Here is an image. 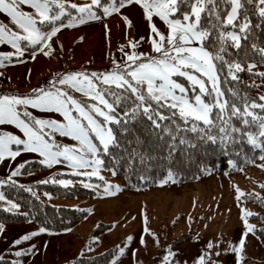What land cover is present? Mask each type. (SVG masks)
Segmentation results:
<instances>
[{
    "label": "rangeland",
    "instance_id": "rangeland-1",
    "mask_svg": "<svg viewBox=\"0 0 264 264\" xmlns=\"http://www.w3.org/2000/svg\"><path fill=\"white\" fill-rule=\"evenodd\" d=\"M63 2L67 11L60 16L57 23L63 22L65 27L52 37L51 48L45 46L41 51L35 46L27 45L22 56L1 57L8 64L0 63V95L29 93L37 86L47 88L48 82L58 73H103L112 69L113 59L118 62L126 60L124 53L136 51L155 55L150 39L154 35L150 23L162 33L167 34L168 31L167 25L159 16L153 14L150 22L143 7L135 3V0L108 15L104 14L103 8L100 12L97 5H93L92 11L100 17L99 19H86L84 23L68 26L72 17L80 15L76 9L71 11V5L90 4L91 0ZM20 7L24 11H31L27 5ZM57 11L54 6L53 14ZM0 24L15 27L3 12H0ZM129 42H136V48L130 47ZM14 51L11 45L0 44V53ZM44 52L49 54L45 55ZM248 65L253 67L249 69ZM248 65L245 69L258 75L253 78L252 83L260 87L261 96H264V75H261L264 73V67L253 63ZM177 80L185 85L186 97L194 101L195 95L200 94L199 86H193L184 77ZM206 86L211 88V84ZM74 95L81 98L80 93ZM205 95L207 93L203 94V99ZM261 104H264V100ZM29 110L41 119H62L55 112ZM218 111L214 108L209 114L213 120L217 118ZM0 131L22 136L19 129L10 124L0 125ZM54 139L60 144L75 143L59 134H56ZM257 143L261 141L257 139ZM261 156L264 154L260 155L253 165H248L240 171H212L202 179L183 182L167 174L153 186L134 190H125L121 179L116 174L113 175V170L103 168V165L97 169L99 175L83 176L79 173L91 172L93 169L88 167L73 170L66 163L47 166L41 164V158L32 152H21L15 159L6 158L0 161V181H4L0 183V193L3 195V187L10 185L28 188L36 184H54L67 188L76 183L93 194L66 198L43 193L46 202L51 206L86 212L84 219L66 228L68 231L49 230L14 245L13 240L25 233L34 232L41 226L31 220L22 224L0 221V224L4 225V230L0 232V264H11L16 260L22 264H75L80 258H94L110 250L115 253L106 264H161L169 250L175 253V256L170 258L173 262L195 264L197 256L206 250L209 241L213 245L220 241L219 247L213 249L219 251L220 255L213 256V259L224 264H235V254L226 253L224 249L228 248L230 243H238L245 230L242 210L253 213L246 219L254 227L253 232H249L245 237L240 264H244L246 259L264 263V248L254 234V217L258 210L251 200L260 196L261 187L264 185V159H261ZM33 162L39 163L42 168L23 171L26 165ZM17 164H24V167L18 170L17 175H12ZM228 168L235 169V164L229 162ZM61 180L71 183L61 184ZM86 184L91 187H86ZM106 185L110 187L112 194L105 193ZM237 188L243 194L239 199ZM9 201L11 200L4 196V199L0 200V210L12 214L24 213L20 206L12 208ZM12 203L17 204L14 201ZM145 227L149 229L148 232L144 231ZM187 235H190L189 240L175 243ZM129 236L132 237L131 240L127 239ZM93 237L96 239L93 240ZM141 237L145 241L144 244L140 242ZM31 245H35L31 253L26 252L20 257L14 254L21 249L26 251ZM121 247L125 249L123 254L119 251Z\"/></svg>",
    "mask_w": 264,
    "mask_h": 264
},
{
    "label": "snow or ice",
    "instance_id": "snow-or-ice-1",
    "mask_svg": "<svg viewBox=\"0 0 264 264\" xmlns=\"http://www.w3.org/2000/svg\"><path fill=\"white\" fill-rule=\"evenodd\" d=\"M100 2L101 0H91L90 4H72L71 7L76 9L80 15L72 17L68 26L84 23L86 19H99L100 17L92 11V6ZM209 2L215 7L214 0H209ZM228 2L231 7L225 16H221L219 12L210 13L214 16L215 23L209 20L207 23L211 27H208L201 19V13L205 10V0H179V2L178 0H135V3L143 7L150 22L155 14L167 25L168 31L165 34L150 23L154 34L150 39L155 55L136 51L124 53L126 60L118 62L113 59L112 69L103 73L95 71L90 74L85 71L58 73L48 82L47 88L37 86L29 93L0 95V125H14L22 133L20 136L0 131V161L6 158L15 159L21 152H32L38 154L41 164L51 166L66 163L73 170L90 167L93 171L79 174L99 175L97 169L104 163L101 158L102 154L109 153L111 147L116 144V126L119 125L123 131H127L128 120H135L136 114L140 112L152 120L154 126L159 127L158 121L153 118V113L160 120L165 119L163 113L159 111L163 107L177 110L179 116L186 122L189 118L202 121L209 127V130L214 123L209 114L214 108L218 109L217 119L221 124L219 136L208 135L209 140L215 142L219 138L222 144H228L235 142L238 138L236 134H239V138L246 136L254 147L264 152V142L257 143L255 134L232 125L230 119L221 118L227 108L231 109V116L241 114V108L236 103L229 104L228 100L222 99L224 92L220 87V74L226 69V77L238 80L236 74L242 71V65L226 59L228 41L230 40L232 46L238 48L243 33L251 24L245 15L244 22L238 26L239 31L228 30L225 26L237 27L234 21L238 18V9L242 8L241 0H228ZM131 3L133 0H119V7L116 3H112L104 7L103 12L108 15L112 11H119V8L124 7L125 4ZM179 4H186L189 10L178 13ZM259 4L264 5V0H259ZM21 5H27L31 11H24ZM54 6L58 9L55 14H53ZM66 11L63 0H0V12L7 14L15 26L8 27L0 24V44L7 43L15 50L0 53V57L22 56L27 45L35 46L41 51L45 46L51 48L52 37L65 27L63 22L57 23V21ZM258 11L259 15L264 17V6L259 7ZM124 19L127 21V17ZM212 30H215L216 39L211 46H208L206 42ZM129 44L132 48L137 46L136 42H129ZM121 52H123V46H121ZM44 54L49 53L44 52ZM32 58H35L34 53ZM252 67L253 65H248L249 69ZM177 76L186 78L193 86H199L200 94L195 95L194 101L186 97L187 89L184 84L174 78ZM207 84H211L210 89L206 86ZM74 93H80L81 98ZM205 93L209 96L214 94L211 102H206L202 98ZM260 99L264 100V96ZM129 101L131 102L130 107L128 106ZM118 107L121 108L119 113L116 111ZM249 107L245 102L243 107L245 118L241 119V124L244 126H249L257 119L248 110ZM251 107H257L254 100ZM258 107L264 109V104ZM29 109L55 112L62 119H41L34 116ZM249 116L252 117V121L246 118ZM259 128V136L264 141V120L259 122ZM195 130L196 127L193 126V131ZM200 130L204 131L203 128ZM56 134L70 138L75 143L60 144L54 139ZM261 159H264V156H261ZM23 167L24 164H17L12 175H17L18 170ZM115 174L113 171V175ZM59 183L69 184L71 181L61 180ZM85 186L91 187L90 184ZM236 191L239 199L243 194L239 188ZM105 193L112 194L107 185ZM3 199L4 195L0 193V200ZM8 203L12 208L19 207L12 201ZM242 213L245 217V230L238 243H230L229 247L224 249L226 253L235 254V264H240L245 237L249 232H253L254 227L246 219L253 213L247 210H242ZM3 230L4 225L0 224V232ZM48 231L47 227L41 226L36 231L25 233L13 240L12 243L18 245L21 241H27L38 233ZM144 231L148 232L149 229L145 227ZM92 239L95 240L96 237ZM127 239L131 240L132 237L129 236ZM140 242L145 243L143 237ZM157 243H159L158 240ZM219 244L220 241H217L216 245L209 241L206 250L201 251L197 256L195 264H224L222 261L213 259V256L220 255L219 251H213L214 248L219 247ZM34 249L35 245H31L26 251L21 249L14 254L20 257L26 252L31 253ZM119 251L123 254L125 249L121 247ZM174 256L175 253L169 250L164 255L161 264H180L179 261L173 262L170 259ZM11 264H22V262L16 260Z\"/></svg>",
    "mask_w": 264,
    "mask_h": 264
},
{
    "label": "trees",
    "instance_id": "trees-1",
    "mask_svg": "<svg viewBox=\"0 0 264 264\" xmlns=\"http://www.w3.org/2000/svg\"><path fill=\"white\" fill-rule=\"evenodd\" d=\"M112 3L119 6V0H101L97 7L102 12V8ZM214 3L215 7L209 0H205V10L201 13L202 22L208 27H211L207 23L209 20L215 23L214 16L210 15L211 12H219L221 16H225L230 10L228 0H214ZM241 4L242 8L238 9V18L234 21L237 27H225L228 30L239 31L238 26L244 22L245 15L251 21L249 28L243 33L238 48L232 46L230 40L228 41L226 59L240 63L242 71L236 74L238 80L226 77V69L220 74V87L224 92L223 99L228 100L229 104L236 103L241 108V114L231 116V109L227 108L221 118L230 119L232 125L244 128L245 132H252L256 135V139L262 143L264 141L259 136V122L264 120V109L258 107L262 103L260 99L261 90L258 85L252 83L253 78L258 75L248 71L245 67L249 63L264 67V51H261L264 49V17H261L258 11L259 7L264 5H260L259 0H241ZM187 10L189 8L186 4H179L178 13ZM215 39V30H212L206 44L211 46ZM204 99L211 102L213 95L207 94ZM253 100L257 107H251ZM245 102L250 106L248 110L257 118L256 122L249 126L241 124V119L245 118L243 117ZM128 106H131L130 101ZM116 111L119 113L121 108L118 107ZM159 111L165 117V119L160 120L153 113V118L158 121L159 127L154 126L152 120L140 112L136 114L135 120H128L127 131H123L117 125L115 128L116 144L111 147L109 153L101 156L104 161L103 168L115 171L125 190L144 189L153 186L167 174H171L173 178L183 182L202 179L208 172L212 171L220 172L225 169L230 172L240 171L248 165H253L258 161L260 155L264 154L261 149L254 147L246 136L239 138V134H236L238 138L235 142L228 144H222L219 138L215 142L209 140L208 135L219 136L221 124L217 118L213 120L214 123L209 130V127L203 122L190 118L187 122L184 121L175 109L163 107ZM246 118L252 121L251 116ZM193 126L196 127L195 131H193ZM201 128L204 129L203 132L200 130ZM229 162L235 164V169L228 168ZM39 168H42V165L33 162L26 165L23 171H33ZM71 178L75 179V177ZM45 192L66 198L93 194L77 183L67 188L54 184H36L28 188L16 185L4 186V196L17 203L24 213L12 214L0 210V221L8 224H22L31 220L49 230H63L85 218L86 212L84 211L51 206L45 200L43 194ZM251 200L258 210L254 217L256 221L254 233L264 248V185L261 187L260 196L251 198ZM189 237L190 235H187L176 240L175 243L187 241ZM114 253V250H110L94 258H80L75 261V264H106ZM244 264L264 263L246 259Z\"/></svg>",
    "mask_w": 264,
    "mask_h": 264
},
{
    "label": "crops",
    "instance_id": "crops-1",
    "mask_svg": "<svg viewBox=\"0 0 264 264\" xmlns=\"http://www.w3.org/2000/svg\"><path fill=\"white\" fill-rule=\"evenodd\" d=\"M0 63L3 65V64H8V62H6L4 59H1V57H0ZM0 67H2V66H0Z\"/></svg>",
    "mask_w": 264,
    "mask_h": 264
}]
</instances>
